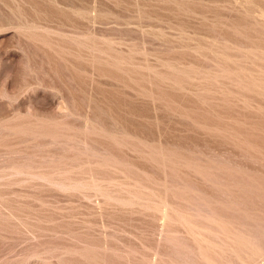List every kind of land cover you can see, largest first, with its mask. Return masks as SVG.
<instances>
[{"label": "rangeland", "instance_id": "rangeland-1", "mask_svg": "<svg viewBox=\"0 0 264 264\" xmlns=\"http://www.w3.org/2000/svg\"><path fill=\"white\" fill-rule=\"evenodd\" d=\"M0 264H264V0H0Z\"/></svg>", "mask_w": 264, "mask_h": 264}]
</instances>
